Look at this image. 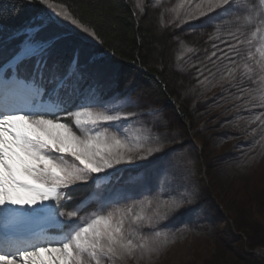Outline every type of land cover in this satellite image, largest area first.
I'll use <instances>...</instances> for the list:
<instances>
[{
    "label": "rangeland",
    "instance_id": "rangeland-1",
    "mask_svg": "<svg viewBox=\"0 0 264 264\" xmlns=\"http://www.w3.org/2000/svg\"><path fill=\"white\" fill-rule=\"evenodd\" d=\"M129 1L146 21L154 19L157 29L172 37L168 50L172 63L164 67L175 95L164 97L147 82L141 75L145 68L126 74L115 90L83 91L98 102L93 110L136 114L119 122L125 126L121 135L141 142L148 138L153 147L164 145L147 160L117 166L132 168L127 181L119 183L117 175L101 179L95 191L112 193L120 205L142 202L133 213L153 216V225L126 221V231L145 236L160 231L172 242L150 259L137 255L117 264H264V124L254 120L256 115L264 120V106L252 99L264 88V73L257 63L245 59L249 51L259 58L255 53L259 37L252 45H240L241 56H233L237 64L253 68L252 79L242 78L241 67L235 79L221 80L226 66L232 65L218 59L235 43L230 34L251 38L257 27L264 26V5L259 0H236L228 11L216 9L180 23L173 21L176 10L183 18L186 8H178L181 0ZM199 2L192 0L193 7ZM247 16L253 17L252 23L246 22ZM214 51L216 56L211 55ZM241 89L242 98L237 99ZM88 197V191L72 196L70 202L86 201L80 217L101 211L100 200ZM170 198L186 200L177 210L160 207L165 218L157 223V206ZM76 204L61 210L71 211Z\"/></svg>",
    "mask_w": 264,
    "mask_h": 264
},
{
    "label": "snow or ice",
    "instance_id": "snow-or-ice-1",
    "mask_svg": "<svg viewBox=\"0 0 264 264\" xmlns=\"http://www.w3.org/2000/svg\"><path fill=\"white\" fill-rule=\"evenodd\" d=\"M39 2L54 14L39 15L24 30L10 32L6 40L0 35V93L15 97L14 102L0 105V211L5 216L0 231V264H117L137 255L150 259L161 247L172 242L168 234L157 231L153 236H145L126 231V221H143L151 226L153 216L133 213V208L142 202L133 200L130 204L120 205L113 201L112 193L98 194L95 189L99 188L101 179L115 177L122 171L117 166L132 164L137 159L147 160L162 151L164 145L157 143L153 147L148 138L141 142L120 134L125 126L119 122L129 120L135 113L93 110L98 102L89 100L81 89L83 74L78 56L63 69L55 61L49 64L55 39L59 37L45 38L41 34L56 28L60 24L58 17L71 20L84 32L89 29L73 19L63 5H56L52 0ZM259 2L264 5V0ZM235 4L236 0H200L193 7L192 0H181L178 8L186 10L183 18L176 10L173 22L187 23L216 9L228 11ZM137 6L143 12L141 4ZM245 20L252 23L253 17L247 16ZM257 37L260 47L255 53L259 58L249 51L245 59L257 63L264 73L262 26L256 28L251 38L241 39L236 33L230 34L235 43L230 44L228 52L218 59L227 60L232 66H226L221 80L235 79L241 67L242 78L252 79L253 68L248 63L237 64L233 56H241L240 45H252ZM12 40L20 42L5 55L6 44ZM211 55L217 53L214 51ZM261 80L264 81V76ZM48 85H53L47 89L48 94L61 97L63 108L42 102ZM243 92L241 89L237 99L242 98ZM252 99L259 100L264 106V88ZM254 120L264 124L261 115H256ZM67 157L73 162L70 163ZM77 185H88L89 197L86 199H99L101 211L91 213L87 218L80 217L86 201H80L71 211L61 210L72 200L71 195L61 190L76 191L72 186ZM185 200L170 198L158 205L156 222L165 218L159 212L160 207L177 210ZM148 204L151 206L150 200ZM108 205L112 206L104 210ZM29 218L47 221L59 230V235L50 237L43 231L29 234L27 230L13 226V222L18 225Z\"/></svg>",
    "mask_w": 264,
    "mask_h": 264
},
{
    "label": "trees",
    "instance_id": "trees-1",
    "mask_svg": "<svg viewBox=\"0 0 264 264\" xmlns=\"http://www.w3.org/2000/svg\"><path fill=\"white\" fill-rule=\"evenodd\" d=\"M52 2L63 5L73 19L89 29L88 32H84L71 20L58 17L60 24L41 34L45 38L59 37L55 39V45L51 50L50 65L55 61L63 69L78 56L83 74L81 82L83 91L94 89L100 93L115 90L126 74L138 71V68H145L141 75L147 82L158 88L164 97L175 95V88L169 82L168 70L164 67L165 63L169 65L172 63V53L168 52L172 37L169 33H161L154 19L146 21L145 15H139L129 0H52ZM59 10L57 8V11ZM46 12L54 14L39 0H0V27L3 29L0 35L6 40L10 32L24 30L34 18ZM19 42L20 40L8 42L5 55ZM68 158L72 160L71 157ZM131 170L132 168H122L115 180L119 183L127 181ZM72 187L77 190L61 191L71 196H76L81 191L89 192L88 185ZM79 201L80 199L73 200L63 208Z\"/></svg>",
    "mask_w": 264,
    "mask_h": 264
},
{
    "label": "bare ground",
    "instance_id": "bare-ground-1",
    "mask_svg": "<svg viewBox=\"0 0 264 264\" xmlns=\"http://www.w3.org/2000/svg\"><path fill=\"white\" fill-rule=\"evenodd\" d=\"M0 101L4 102L2 99H0ZM11 102H14V100H12ZM11 102H8V103H11ZM0 213H3V212L0 211ZM8 219L11 220V217H8ZM48 224L49 223L47 221L35 220V219H31V218L20 222L18 225H16L15 222H13L14 226H18V227H20L22 229L27 230L28 232H31L32 230H36V229H38L40 227L46 228L45 226H48Z\"/></svg>",
    "mask_w": 264,
    "mask_h": 264
}]
</instances>
